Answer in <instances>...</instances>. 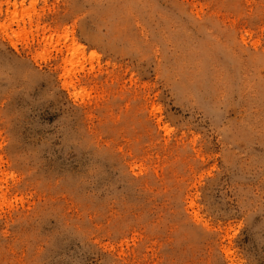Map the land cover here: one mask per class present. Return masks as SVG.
Here are the masks:
<instances>
[{
  "label": "rangeland",
  "instance_id": "obj_1",
  "mask_svg": "<svg viewBox=\"0 0 264 264\" xmlns=\"http://www.w3.org/2000/svg\"><path fill=\"white\" fill-rule=\"evenodd\" d=\"M0 264H264V0H0Z\"/></svg>",
  "mask_w": 264,
  "mask_h": 264
}]
</instances>
